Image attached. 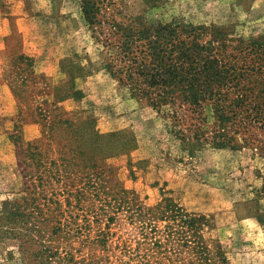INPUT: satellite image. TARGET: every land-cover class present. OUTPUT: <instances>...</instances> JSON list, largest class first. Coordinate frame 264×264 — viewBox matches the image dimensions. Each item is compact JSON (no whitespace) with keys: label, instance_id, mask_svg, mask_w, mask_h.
<instances>
[{"label":"trees","instance_id":"obj_1","mask_svg":"<svg viewBox=\"0 0 264 264\" xmlns=\"http://www.w3.org/2000/svg\"><path fill=\"white\" fill-rule=\"evenodd\" d=\"M80 12L99 48L97 65L63 57L65 81L47 84L20 52L15 60L23 67L6 70L19 100L7 137L22 188L0 202V245L12 246L5 260L229 264L217 239L204 235L210 214L186 210L163 188L146 205L122 184L112 159L123 157L132 179L145 166L129 157L137 147L131 132H99L93 118L75 117L62 103L81 98L77 79L103 70L136 105L155 112L179 158L209 147L247 149L264 161V34L233 36L181 16L150 21L123 0H80ZM26 120L38 125L37 137L23 139ZM256 174L262 183L253 193L264 199V175ZM124 226L128 236H115Z\"/></svg>","mask_w":264,"mask_h":264},{"label":"rangeland","instance_id":"obj_2","mask_svg":"<svg viewBox=\"0 0 264 264\" xmlns=\"http://www.w3.org/2000/svg\"><path fill=\"white\" fill-rule=\"evenodd\" d=\"M123 2L129 11L150 21L181 16L193 23L221 25L233 36L264 34V0ZM20 52L32 59L38 81L47 84L65 81L59 67L63 57L84 67L100 60L99 48L82 19L80 0H0V202L22 188L14 147L7 137L19 100L8 85L11 77L6 76L8 68L23 67L15 60ZM76 85L82 96L64 101V109L72 110L75 117L93 118L99 132L129 131L137 143L129 157L144 159L145 166L135 171L133 179L123 157L111 160L119 166L117 175L125 187L135 189L146 205L158 200L159 188L169 191L186 210L212 216V227L204 235L217 239L229 264H264V199L253 193L262 183L257 170L264 175L261 158L247 149L209 147L179 158L155 112L136 105L103 70H93ZM29 95L42 98L34 91ZM30 120L21 124L25 140L39 135L38 125ZM129 231L121 227L115 236L125 238ZM11 247L10 242L0 245V264H22L15 258L5 260L3 252Z\"/></svg>","mask_w":264,"mask_h":264},{"label":"crops","instance_id":"obj_3","mask_svg":"<svg viewBox=\"0 0 264 264\" xmlns=\"http://www.w3.org/2000/svg\"><path fill=\"white\" fill-rule=\"evenodd\" d=\"M203 1H207V0H203Z\"/></svg>","mask_w":264,"mask_h":264}]
</instances>
